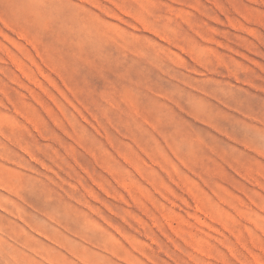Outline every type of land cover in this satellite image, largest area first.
Segmentation results:
<instances>
[{
    "label": "rangeland",
    "instance_id": "374dc122",
    "mask_svg": "<svg viewBox=\"0 0 264 264\" xmlns=\"http://www.w3.org/2000/svg\"><path fill=\"white\" fill-rule=\"evenodd\" d=\"M0 264H264V0H0Z\"/></svg>",
    "mask_w": 264,
    "mask_h": 264
},
{
    "label": "bare ground",
    "instance_id": "6f19581e",
    "mask_svg": "<svg viewBox=\"0 0 264 264\" xmlns=\"http://www.w3.org/2000/svg\"><path fill=\"white\" fill-rule=\"evenodd\" d=\"M29 44V43H28Z\"/></svg>",
    "mask_w": 264,
    "mask_h": 264
}]
</instances>
